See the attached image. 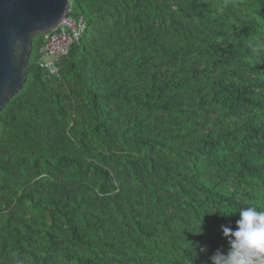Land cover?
<instances>
[{"label": "trees", "instance_id": "obj_1", "mask_svg": "<svg viewBox=\"0 0 264 264\" xmlns=\"http://www.w3.org/2000/svg\"><path fill=\"white\" fill-rule=\"evenodd\" d=\"M0 112V264H211L264 210V0H72ZM205 252H201V248Z\"/></svg>", "mask_w": 264, "mask_h": 264}, {"label": "water", "instance_id": "obj_2", "mask_svg": "<svg viewBox=\"0 0 264 264\" xmlns=\"http://www.w3.org/2000/svg\"><path fill=\"white\" fill-rule=\"evenodd\" d=\"M72 0H0V112L25 85L33 38L54 30Z\"/></svg>", "mask_w": 264, "mask_h": 264}, {"label": "clouds", "instance_id": "obj_3", "mask_svg": "<svg viewBox=\"0 0 264 264\" xmlns=\"http://www.w3.org/2000/svg\"><path fill=\"white\" fill-rule=\"evenodd\" d=\"M235 229L222 226L224 238L230 245L225 254L217 251L211 264H264V210L255 206L239 209ZM205 252V248L200 249Z\"/></svg>", "mask_w": 264, "mask_h": 264}, {"label": "built area", "instance_id": "obj_4", "mask_svg": "<svg viewBox=\"0 0 264 264\" xmlns=\"http://www.w3.org/2000/svg\"><path fill=\"white\" fill-rule=\"evenodd\" d=\"M86 21L83 17H75L70 7L69 15L48 34H45V44L41 48L40 67L50 75L60 71L61 60L69 55L71 46L79 41L86 32Z\"/></svg>", "mask_w": 264, "mask_h": 264}]
</instances>
